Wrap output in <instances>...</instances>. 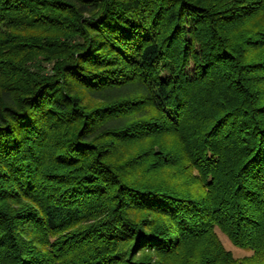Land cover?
Here are the masks:
<instances>
[{
    "label": "trees",
    "instance_id": "obj_1",
    "mask_svg": "<svg viewBox=\"0 0 264 264\" xmlns=\"http://www.w3.org/2000/svg\"><path fill=\"white\" fill-rule=\"evenodd\" d=\"M262 50L264 0H0V264H264Z\"/></svg>",
    "mask_w": 264,
    "mask_h": 264
},
{
    "label": "rangeland",
    "instance_id": "obj_2",
    "mask_svg": "<svg viewBox=\"0 0 264 264\" xmlns=\"http://www.w3.org/2000/svg\"><path fill=\"white\" fill-rule=\"evenodd\" d=\"M257 18L259 19V17H257ZM254 24H255V21L250 20V21H245L243 25L246 26L247 28L248 27L251 28V26ZM262 51H264V50H262ZM89 104H90L89 106H91V105L94 106L97 104V102L89 99ZM217 233H218L223 245L225 246V248L229 249L232 252L233 256L242 257V256H245L251 252L250 250L240 248L238 246L233 245L230 242V240L220 231L217 230ZM145 253H148V252H145ZM149 254L152 255L151 252H149Z\"/></svg>",
    "mask_w": 264,
    "mask_h": 264
}]
</instances>
